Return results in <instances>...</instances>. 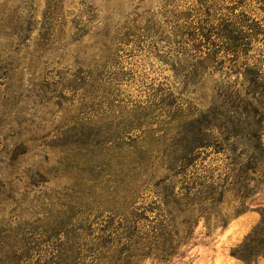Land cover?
Returning a JSON list of instances; mask_svg holds the SVG:
<instances>
[{
	"label": "rangeland",
	"instance_id": "1",
	"mask_svg": "<svg viewBox=\"0 0 264 264\" xmlns=\"http://www.w3.org/2000/svg\"><path fill=\"white\" fill-rule=\"evenodd\" d=\"M201 4L245 13L259 26L264 25V0H0V191L2 188L7 196L13 190V199L27 201L41 209L45 218L55 220L58 213L69 214L70 209L82 206L96 209L105 204L122 209L120 201L111 202L114 192L119 196L129 193L128 202L132 201L134 208L147 210L154 209L162 199L157 193L163 197L169 192L168 186L174 184L175 192H179L184 179L174 180L164 170L167 146L197 140L205 111L215 110L226 95H249L243 72L232 74L226 65L216 66L211 73L217 72L211 76L206 73L201 80L203 87L189 86L183 93L185 75L175 71L177 67L161 51L164 49L141 52L133 51L132 45H120V49L132 53L121 50L116 55L124 79L114 93L113 106L166 114L151 118L143 132L132 134L141 153L134 161L122 157L108 161L94 169L100 176L93 184L81 171L84 152L76 153L77 146L65 142V137L77 134L80 125L90 124L87 121L91 116L80 109L85 93L78 89L74 75L79 67L99 59L102 48L96 45L104 43L103 33L121 35L127 29L133 31V22L143 28L147 20L163 22V17L185 13ZM89 8L95 12L90 13ZM223 14L226 12H219ZM91 18L94 23L89 22ZM250 50L247 66L264 73V42L252 41ZM228 87L233 93H223ZM165 120L170 125H163ZM93 125L96 129H91ZM93 125L84 132L110 133L100 127L102 123ZM199 154L186 174H217L221 157L213 150ZM140 155L141 164L137 166ZM80 181L88 182L86 189L78 188ZM258 207L264 208V190L255 196L247 213L228 219L224 229L216 227L208 234L202 220L180 254L168 261L151 257L141 264H245L231 252L258 224ZM15 211L13 202L0 201V221H11ZM147 216L157 217L156 213ZM109 217L90 215L87 220L103 224ZM183 218L175 220L176 226ZM78 222L76 217L71 223Z\"/></svg>",
	"mask_w": 264,
	"mask_h": 264
},
{
	"label": "trees",
	"instance_id": "2",
	"mask_svg": "<svg viewBox=\"0 0 264 264\" xmlns=\"http://www.w3.org/2000/svg\"><path fill=\"white\" fill-rule=\"evenodd\" d=\"M89 9L90 13L95 12ZM222 11L226 14L219 15ZM230 11L201 4L185 13L163 17V22L147 20L143 28L133 22V31L127 29L121 35L106 31L101 36L104 43L96 45L102 48L99 59L91 60L85 68L79 67L74 75L79 82L78 89L85 93L80 109L91 116L88 127L94 122L102 123L100 127L110 132L107 135L101 130L85 133L88 127L80 125L77 134L65 137V142L77 146H74L76 153L84 152L81 171L86 173L85 180L96 183L100 174H95L94 169L120 157L134 161L141 153L132 134L143 132L151 118L166 114L113 106L114 93L124 79L117 63L119 51H124L120 45H132V50L141 52L164 49L161 51L177 67L175 71L185 75L183 93L189 86L203 87L201 80L206 73L211 76L217 72L211 73L216 66L226 65L225 69L232 74L243 72L249 95H226L215 110L205 111L197 140L167 146L164 170L174 180L184 179L182 189L176 193L174 184L168 186L169 192L163 197L157 193L162 199L149 210L134 208L132 201L128 202L129 193L119 196L114 192L111 202L120 201L118 205L122 209L105 204L96 209L82 206L70 209L69 214L58 213L55 220L45 218L41 209L27 201L13 199V190L6 196L1 188L0 201L13 202L17 211L8 223L0 221V264H141L151 257L168 261L180 254L200 221H204L209 234L216 227L224 229L231 217L250 210L255 196L264 190V73L247 66L246 59L252 41L264 42V25L259 26L245 13ZM89 22L94 23V18ZM223 93L233 92L228 87ZM162 123L170 125L166 120ZM209 150L221 157L218 173L187 175V168L192 167L199 153ZM143 153L146 156L147 152ZM141 160L140 155L137 166ZM10 166L15 168L13 163ZM129 180L133 182L131 177ZM80 182L82 185L78 188L86 189L88 182ZM87 191H91L89 186ZM79 194L83 196L82 192ZM257 209L258 224L231 252L233 258L245 264L264 261V208ZM154 213L157 217L147 216ZM105 214L110 215L109 222L94 224L87 220V216L99 218ZM181 216L185 218L176 226L175 220ZM76 217L80 222L71 223Z\"/></svg>",
	"mask_w": 264,
	"mask_h": 264
}]
</instances>
